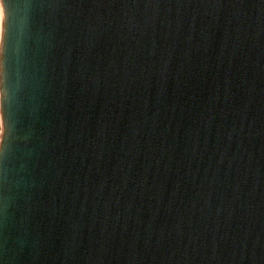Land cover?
<instances>
[{
    "label": "water",
    "instance_id": "95a60500",
    "mask_svg": "<svg viewBox=\"0 0 264 264\" xmlns=\"http://www.w3.org/2000/svg\"><path fill=\"white\" fill-rule=\"evenodd\" d=\"M0 264H264V0H0Z\"/></svg>",
    "mask_w": 264,
    "mask_h": 264
}]
</instances>
